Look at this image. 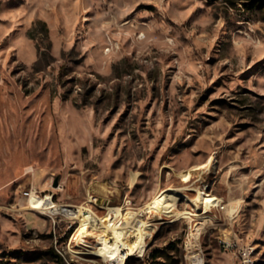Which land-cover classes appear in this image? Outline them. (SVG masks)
<instances>
[{"label": "rangeland", "instance_id": "obj_1", "mask_svg": "<svg viewBox=\"0 0 264 264\" xmlns=\"http://www.w3.org/2000/svg\"><path fill=\"white\" fill-rule=\"evenodd\" d=\"M31 188L141 219L117 264H264V0H0V264H110Z\"/></svg>", "mask_w": 264, "mask_h": 264}, {"label": "bare ground", "instance_id": "obj_2", "mask_svg": "<svg viewBox=\"0 0 264 264\" xmlns=\"http://www.w3.org/2000/svg\"><path fill=\"white\" fill-rule=\"evenodd\" d=\"M196 166V165H195ZM205 165H200L195 168L184 171L181 174V179L185 181L192 171L201 170ZM207 188V184L203 183L201 185L197 184H189L182 185L177 187L175 191H173L176 195L186 196L187 190L193 191L197 193V203H203L205 209H210L214 204L209 201L207 198L210 195H206L203 189ZM166 191V190H163ZM162 191V192H163ZM50 195L45 194V196H39L36 194H31L29 198L28 208L32 210L43 209V206L48 208V212L51 214H64L72 217H77L81 222V230L88 232V228L96 229L99 226H105L109 229V233L106 235H100L98 237L99 242H101V246L99 249L102 251V255L105 259L109 260L110 264H117L118 260L124 261L128 256L134 255L136 253L137 256H142L145 251L146 241L145 236L147 235L146 230L144 229V222L141 219L136 218L135 223L132 226L131 234L134 236V239L128 240L125 236L130 230L128 228L129 220L124 221L121 225L109 226V222L111 220L110 214L107 212L103 216H98L96 213L84 209L81 206L76 208L70 206H64L54 203L53 201H49ZM151 204H147L145 209H157L159 208L162 212H170L171 208L166 207L162 209L158 203L150 202ZM216 205V204H215ZM144 209V208H143ZM135 213H133L134 215ZM108 220V221H107ZM132 223V224H133ZM86 242V241H84ZM193 244L191 243L190 246ZM194 255V254H193ZM189 264H198L199 257L198 256H190Z\"/></svg>", "mask_w": 264, "mask_h": 264}, {"label": "built area", "instance_id": "obj_3", "mask_svg": "<svg viewBox=\"0 0 264 264\" xmlns=\"http://www.w3.org/2000/svg\"><path fill=\"white\" fill-rule=\"evenodd\" d=\"M31 194L38 195V192L35 189H32V188L30 190H28V191H24L23 192V195L26 196L28 199L30 198ZM49 199H51V197ZM43 207H45V205ZM244 256H245V253L242 255V258H243V261L246 262L248 259L246 257H244Z\"/></svg>", "mask_w": 264, "mask_h": 264}, {"label": "trees", "instance_id": "obj_4", "mask_svg": "<svg viewBox=\"0 0 264 264\" xmlns=\"http://www.w3.org/2000/svg\"><path fill=\"white\" fill-rule=\"evenodd\" d=\"M53 255L56 257V261L58 264H63L62 259L60 256H58L55 252H53Z\"/></svg>", "mask_w": 264, "mask_h": 264}]
</instances>
